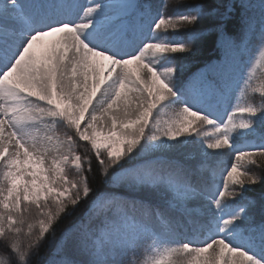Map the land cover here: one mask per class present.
<instances>
[{
	"label": "snow or ice",
	"instance_id": "snow-or-ice-1",
	"mask_svg": "<svg viewBox=\"0 0 264 264\" xmlns=\"http://www.w3.org/2000/svg\"><path fill=\"white\" fill-rule=\"evenodd\" d=\"M112 7L0 0V247L30 264L84 202L43 264H264V192L248 195L260 183L250 166L264 163V105L245 99L264 96L253 86L264 0ZM209 39L223 58L185 74ZM189 146L195 163L175 155ZM96 169L108 187L94 193Z\"/></svg>",
	"mask_w": 264,
	"mask_h": 264
},
{
	"label": "trees",
	"instance_id": "trees-1",
	"mask_svg": "<svg viewBox=\"0 0 264 264\" xmlns=\"http://www.w3.org/2000/svg\"><path fill=\"white\" fill-rule=\"evenodd\" d=\"M152 2L154 4H159L161 2V0H152ZM183 2L184 3H196V2H198V0H183ZM208 2L209 3H216L217 0H208ZM222 2L228 3L229 0H222ZM231 2L236 3L237 5L239 4V0H231ZM251 2L253 4H258L259 0H251ZM176 3H177V0H168L169 8L174 7L176 5ZM210 23H211L210 21L205 20L202 23L197 24L195 27L196 28H206V26ZM228 27L231 31H235V32L239 33L240 32L239 17L234 16ZM181 30L183 31L184 29L182 28ZM168 34L170 35L171 33L169 32ZM211 35H212V33L209 32V36H211ZM245 43H248V41L245 40ZM259 46H260V42H258L257 39L253 38L251 40V44L249 45V49H250L249 55L250 56L255 55L256 49ZM182 55L183 54H177L178 57H180ZM225 55L227 56V54H225ZM223 56H224V53L220 49L219 44L218 43L214 44L213 41L211 39H209L208 43L201 49L200 53L196 57H188L184 60L185 74H187L188 72H196L198 70H201L204 65H206L208 63H215L218 58L222 59ZM261 85H264V69L259 68V70L255 72V75L253 78V86L259 87ZM245 99H246V102L253 103L257 106L264 105V96H261L259 93L252 94L249 92L246 95ZM56 132H57L58 136L63 138L64 133H65V128L61 125H57L56 126ZM249 139H251V138H249ZM76 151L79 152L81 155H84V154L89 152V149L85 147L83 142H78L77 147H76ZM229 151L230 150L228 148H224L223 150H221L223 155H220L218 157V159L223 161V165H227L232 160V157L229 155ZM175 155L179 158H183L184 160L190 161L192 163H195L197 160V152L191 146L180 149L177 153H175ZM188 155H191L192 157L186 158ZM213 156L215 157V156H217V154L215 152H213ZM223 165L221 166V170L223 168ZM93 166L95 169L96 168L95 161H94ZM250 172L254 173L255 175H257L260 178V183H258L256 185L249 186L248 195L249 196H255L261 192H264V163H262V166L259 168L255 167L254 165L250 166ZM67 173H68V176L70 179H76L77 178V173H76V170L73 166H69L67 168ZM88 176H89L90 186L93 188L94 193L102 192L105 190L106 187H108L103 183L104 177L102 175H100L98 169H96L95 173H89ZM225 202L231 203L230 200H226ZM83 203L84 202H82V206L80 208H78V210L76 211L74 216H72L70 218H63L62 221L59 222L55 226L54 237L51 233L46 237V239H45V241H44V243L40 249L39 256L33 255L30 258V264H43V261L47 259L48 254L51 251L50 246L52 244L53 239L58 240L60 238V234L64 230V228H66L71 222H73L75 219L79 218L83 214V211H84ZM32 219L34 221H38V217L36 215L35 209H33V212H32ZM25 228H26V226H25ZM190 235H191V233H190ZM200 238L201 239L204 238L203 233L200 234ZM145 247H146V245H145ZM140 251L142 252L143 249H141ZM137 255L139 256L140 252H138ZM0 257L7 258L9 260L10 264H17L14 255L6 247H0Z\"/></svg>",
	"mask_w": 264,
	"mask_h": 264
},
{
	"label": "rangeland",
	"instance_id": "rangeland-1",
	"mask_svg": "<svg viewBox=\"0 0 264 264\" xmlns=\"http://www.w3.org/2000/svg\"><path fill=\"white\" fill-rule=\"evenodd\" d=\"M82 2L86 4L88 2V0H82ZM108 2H109V4H111L113 6L112 7L113 11L118 12L120 10V5L122 3V0H108ZM89 131H91V130H89ZM55 132H56V129H55ZM56 135H57V132H56ZM51 155H55V153L50 154V157H51ZM190 157H192V156L188 155L186 158H190Z\"/></svg>",
	"mask_w": 264,
	"mask_h": 264
}]
</instances>
